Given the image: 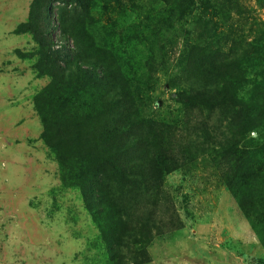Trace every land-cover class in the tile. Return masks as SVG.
Returning a JSON list of instances; mask_svg holds the SVG:
<instances>
[{"label": "rangeland", "instance_id": "1", "mask_svg": "<svg viewBox=\"0 0 264 264\" xmlns=\"http://www.w3.org/2000/svg\"><path fill=\"white\" fill-rule=\"evenodd\" d=\"M210 63L264 87V0H0V264H264V113Z\"/></svg>", "mask_w": 264, "mask_h": 264}, {"label": "trees", "instance_id": "2", "mask_svg": "<svg viewBox=\"0 0 264 264\" xmlns=\"http://www.w3.org/2000/svg\"><path fill=\"white\" fill-rule=\"evenodd\" d=\"M100 60V59H99ZM102 62V60H100ZM99 61L94 62V68L95 69H101L103 67V62L101 63ZM82 62L77 61V66H79ZM226 66H228V64H226ZM216 68V67H215ZM219 70H215L214 69V63H210V71H205L206 73H204V82L207 81L208 76L209 75V81L208 82V86L211 87L213 84V87L216 91V95L223 99H226V97L228 98L227 100H233V101H238V103L243 104L245 103V100L249 105L250 108L256 112L260 111V108H262L263 113H264V87L261 85V83H258L257 85H254L253 90L254 93H250V91H248L245 95L243 96H239V91L244 87V81L242 80V77H240L241 75L236 73L235 71H222V72H218ZM251 82V81H249ZM175 83V82H174ZM177 84L180 85V81L176 82ZM170 83H166L165 85H169ZM171 86V84L169 85V87ZM253 86V84H252ZM173 87V86H172ZM171 87V88H172ZM168 88V86H167ZM169 89V88H168ZM184 94L181 93L180 95V99L183 100ZM237 98V100H236ZM254 112L255 115L258 116V114ZM255 127V126H254ZM122 130V129H121ZM246 130V129H245ZM123 131V130H122ZM242 135V134H241ZM128 137V136H127ZM128 139H134V138H129ZM132 143V142H130ZM264 144V143H263Z\"/></svg>", "mask_w": 264, "mask_h": 264}]
</instances>
